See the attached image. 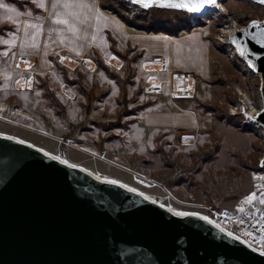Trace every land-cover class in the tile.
Returning <instances> with one entry per match:
<instances>
[{
    "label": "rangeland",
    "instance_id": "1",
    "mask_svg": "<svg viewBox=\"0 0 264 264\" xmlns=\"http://www.w3.org/2000/svg\"><path fill=\"white\" fill-rule=\"evenodd\" d=\"M99 1L139 32L180 34L205 29L212 46L221 51L210 78L197 80L189 73L194 80L189 77L187 82L180 77L184 74H171L160 79L164 81L160 93H149L147 80L162 78L164 70L157 67L160 72L147 73L137 69L130 53L124 54L125 64L106 60L109 73L126 84L129 81L127 85L94 66L93 51L83 56L58 55L45 70L13 72L19 76L13 88L0 87V132L100 177L123 182L178 212L211 216L230 208L250 189L251 172L259 168L264 155V134L242 114L262 108L260 77L239 59L228 37L250 21L264 19V7L250 0H221L217 10L197 18L159 7L145 11L125 0ZM46 2L0 0L15 9L0 8V20L9 15L25 17L23 9L34 10L33 3ZM3 29L0 25V34ZM21 76H30L32 87ZM161 113H186L183 121H175L178 126L185 124L164 130L146 125L157 117L159 124H165Z\"/></svg>",
    "mask_w": 264,
    "mask_h": 264
},
{
    "label": "water",
    "instance_id": "2",
    "mask_svg": "<svg viewBox=\"0 0 264 264\" xmlns=\"http://www.w3.org/2000/svg\"><path fill=\"white\" fill-rule=\"evenodd\" d=\"M125 1L145 11L159 7L197 18L221 2L193 12ZM250 1L264 7L262 0ZM257 21L259 26L250 21L233 31L228 44L260 77L262 108L242 114L264 134V19ZM65 161L0 132V264H264V251L229 235L210 217L179 215L138 189ZM262 161L264 155L260 168Z\"/></svg>",
    "mask_w": 264,
    "mask_h": 264
},
{
    "label": "crops",
    "instance_id": "3",
    "mask_svg": "<svg viewBox=\"0 0 264 264\" xmlns=\"http://www.w3.org/2000/svg\"><path fill=\"white\" fill-rule=\"evenodd\" d=\"M33 4L34 10H22L21 14H27L25 17L20 15L0 20V25L4 26V34H0V87L6 84L13 88L19 82V76L16 77L17 74L13 73L16 72L14 63L17 57H24L25 61H28V58L36 59L33 70L37 71L47 69L46 64L50 66L53 58L66 53L83 56L93 51L106 65V60L112 58L125 64V60L117 56L114 52L116 51L121 55L130 53L131 64H135L137 69L146 70L147 73L160 72L157 67L162 69V63H165L167 72L160 74L162 78H155L165 80L171 74L190 73L197 80L204 81L210 78L214 65L220 60L221 51L212 46L205 29L195 28L177 35L163 31L139 32L112 12L103 9L99 0H47L46 3L40 4L41 6L38 3ZM51 4L56 5L53 12ZM65 4L69 7H65ZM98 14H102L100 20H97ZM63 20L68 23H63ZM34 25L41 26L35 42L32 39L36 33ZM113 41L115 47L112 45ZM91 61L97 67L95 59ZM48 71L52 70L49 68ZM7 75L10 77L6 78ZM186 113H173L169 116L167 113H161L160 117L165 124H159L161 118L157 117L150 118L146 125L157 130L179 128L185 123L178 126L176 122L184 120ZM189 118L192 120V117ZM168 120L170 124L166 125ZM250 181L252 182V172Z\"/></svg>",
    "mask_w": 264,
    "mask_h": 264
},
{
    "label": "built area",
    "instance_id": "4",
    "mask_svg": "<svg viewBox=\"0 0 264 264\" xmlns=\"http://www.w3.org/2000/svg\"><path fill=\"white\" fill-rule=\"evenodd\" d=\"M35 64L36 59L28 58V61H25L24 57H17L14 63V70L19 71L21 74H29L30 71H33ZM162 66V69L166 72L165 63H162ZM180 77H185L186 80H190L189 77L192 78L191 75L187 76V74ZM21 79L24 81V84L28 85L27 87L33 85L30 76H25V78L21 76ZM153 79L147 80L145 90L149 93H160L164 81L155 77ZM191 80L194 79L192 78ZM186 93L188 95L189 91ZM179 94L182 96L186 95L183 92ZM253 192L256 193V198L249 203L246 197L251 196ZM262 199H264V168L259 167L252 171L251 186L245 195L230 208L213 212V215L208 217L226 231L245 241L251 247L264 251V240L261 239V237H264V231H262V228H264V203H261Z\"/></svg>",
    "mask_w": 264,
    "mask_h": 264
},
{
    "label": "snow or ice",
    "instance_id": "5",
    "mask_svg": "<svg viewBox=\"0 0 264 264\" xmlns=\"http://www.w3.org/2000/svg\"><path fill=\"white\" fill-rule=\"evenodd\" d=\"M136 2L139 4H143L145 6H149L154 2H158L161 4H168L170 6H174V7L181 8V9H188V10L193 11V12H197V11L202 10L206 5H216L217 4V0H136ZM262 2H264V0H262ZM64 6L69 7L68 4H65ZM53 7H56V5H53ZM0 8H5L9 12L15 11V9H13L10 5L4 4V3H0ZM101 18H102V14H98L97 20H100ZM8 19H12V17L8 16ZM57 19L59 20V17H57ZM62 22L68 23L67 20H63ZM252 24L259 26L260 22L257 20H253ZM33 27H35V29H36V33H34L32 36L33 42H35L36 35L39 34V32L41 30V26L40 25H34ZM73 30H75V29H73ZM261 42L264 43V40H262ZM150 79H151V77H150ZM249 118L254 119L255 117L250 116ZM65 163H67V161H65ZM262 163H264V161H262ZM112 182L113 183H119V181H112ZM133 191H135V189H133ZM255 198H256V193L253 192L251 194V196L246 197V200L249 203H251L252 200H254ZM261 203H264V199L261 200ZM178 214L179 215H197V216L200 215V213H183V212H180ZM204 219L208 220L209 217L205 216ZM213 223H215V222L213 221ZM262 231H264V228H262ZM229 235H232V233H229ZM261 239L264 240V237H261Z\"/></svg>",
    "mask_w": 264,
    "mask_h": 264
},
{
    "label": "trees",
    "instance_id": "6",
    "mask_svg": "<svg viewBox=\"0 0 264 264\" xmlns=\"http://www.w3.org/2000/svg\"><path fill=\"white\" fill-rule=\"evenodd\" d=\"M21 2V1H20ZM103 7V6H102ZM103 9H105L104 7H103ZM106 10V9H105ZM111 12H112V14H114V15H116V16H118L123 22H125L127 25H129L128 24V20L126 19V18H124L123 16H121L118 12H116V11H113V10H111ZM130 26V25H129ZM139 29H142V28H139ZM143 30V29H142ZM155 33H160V30H158V31H155ZM170 33V32H169ZM170 34H173V35H177V32H175V33H170ZM112 45H113V47H115V43H114V41L112 42ZM114 49V48H113ZM116 54H117V56H119L120 58H122L123 60L124 59H127V57H126V55H121V54H119V53H117L116 51H114ZM95 61H96V64L98 65V67H99V69H102V70H105V72L107 73V74H109V76H111L112 78H114V79H116L117 81H119L120 83H122V84H124V85H127V84H129V81L127 82V84L125 83L126 81H122V80H120V79H118L115 75H113V73H109V67H108V65H106L101 59H100V57L98 56V55H96V58H95ZM72 83H76V81H72ZM77 83H78V81H77ZM80 84H81V82H80ZM136 97V95L134 96V98ZM133 98V99H134Z\"/></svg>",
    "mask_w": 264,
    "mask_h": 264
},
{
    "label": "bare ground",
    "instance_id": "7",
    "mask_svg": "<svg viewBox=\"0 0 264 264\" xmlns=\"http://www.w3.org/2000/svg\"><path fill=\"white\" fill-rule=\"evenodd\" d=\"M66 58H67V57H66ZM118 61H119V60H118ZM110 62L113 63V64H117V59H116V58H112V60H110ZM157 62H158V61H157ZM154 63L156 64V62H154ZM158 63H159V62H158ZM158 63H157V64H158ZM92 65H94V64H92ZM158 65H160V64H158ZM94 66H95V65H94ZM117 67H118V66H117ZM147 68H148V67H147ZM151 70H153V69H151ZM170 70H171V69H170ZM166 72H167V71H166ZM168 72H169V71H168ZM172 72H173V71H172ZM151 74H153V73H151ZM155 74H157V73H155ZM174 75H175V74H174ZM182 78H183V77H182ZM187 82H188V80H187ZM180 83H181V82H180ZM183 84H184V83H183ZM189 85H190V84H189ZM187 86H188V85H187ZM189 87H190V86H189ZM176 88H177V86H176ZM176 90H177V89H176ZM174 92H175V91H174ZM186 92H187V91H186ZM179 93H181V92H179ZM179 93H178V94H179ZM250 105H251V104H250ZM252 106H253V105H252ZM250 110H251V109H250ZM257 110H258V109H257ZM255 111H256V110H253V111H251V113L254 114Z\"/></svg>",
    "mask_w": 264,
    "mask_h": 264
}]
</instances>
